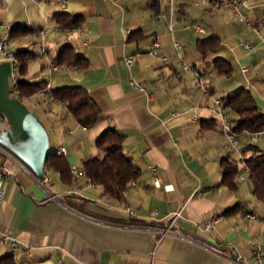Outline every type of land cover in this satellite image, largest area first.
Instances as JSON below:
<instances>
[{
  "label": "crops",
  "instance_id": "obj_1",
  "mask_svg": "<svg viewBox=\"0 0 264 264\" xmlns=\"http://www.w3.org/2000/svg\"><path fill=\"white\" fill-rule=\"evenodd\" d=\"M156 1L152 7L150 0H0V30L8 36L15 24L32 30L10 39L16 50L8 52L35 54L27 67L37 64L36 70L28 76L26 68L23 78L49 82L52 90L82 86L100 109L86 128L43 92L28 98L48 130L50 151L65 147L70 166L83 171L85 161L103 157L98 141L113 129L139 169L135 184L115 199L86 175L65 182L52 167L45 166L41 182L18 159L0 153V164L13 170L0 202V231L31 247L25 254L0 243V258L12 254L16 264H253L255 244L264 247V199L254 193L244 162L246 146L264 152V136L251 140L239 131L231 146L215 104L247 88L264 113V0H232L251 26L231 9L197 0ZM61 13L77 18L80 29L64 27L56 18ZM42 28L46 56L38 53ZM210 37L219 39V49L203 56L198 41ZM65 47L64 57L79 55L86 64L62 62L69 66L50 71L49 61L58 63ZM216 56L231 63L229 75L215 69ZM132 80L145 83L144 90ZM225 108L235 128L238 116ZM225 158L238 165L234 189L223 181ZM176 211V226L162 234ZM155 236L161 241L154 250Z\"/></svg>",
  "mask_w": 264,
  "mask_h": 264
},
{
  "label": "trees",
  "instance_id": "obj_2",
  "mask_svg": "<svg viewBox=\"0 0 264 264\" xmlns=\"http://www.w3.org/2000/svg\"><path fill=\"white\" fill-rule=\"evenodd\" d=\"M156 0H150L152 7L156 6ZM56 18L64 27H74L78 25V19L72 18L68 14H57ZM32 30L25 25L15 24L12 26L8 39L15 38L22 33ZM220 41L217 37H210L198 41V49L206 56L210 53H217ZM65 47L58 57V63L67 62L70 64H86V59L79 55L72 54L70 58L64 57L68 52ZM16 61L20 65L21 79L20 101L26 103L28 98L43 92L46 81H27L24 79L28 60L35 56L34 52L28 49L18 50L13 53ZM65 60V61H64ZM212 64L218 73L229 75L232 72V65L221 56H216ZM55 101L65 105L68 111L76 118L83 127L92 126L100 115V109L91 97L90 93L82 86H63L50 90ZM225 106L231 108L238 116V124L234 128L236 132H256L264 130V113L259 109L255 97L251 90L241 88L229 95L223 102ZM1 116V115H0ZM98 146L102 147L104 155L101 158H93L84 162L83 172L96 185L102 187L105 196L121 199L127 190L131 180L139 175V169L134 165L123 148V135L109 129L98 141ZM244 162L249 169L250 179L253 183L254 193L264 199V152L255 145H248L244 148ZM45 166L57 170L61 179L65 182L71 181V166L64 156H58L54 152L50 153L46 159ZM224 169L223 181L231 189L235 188V177L239 171L238 165L229 159H223ZM130 224H139L128 221ZM0 264H16L12 254L0 258Z\"/></svg>",
  "mask_w": 264,
  "mask_h": 264
},
{
  "label": "built area",
  "instance_id": "obj_3",
  "mask_svg": "<svg viewBox=\"0 0 264 264\" xmlns=\"http://www.w3.org/2000/svg\"><path fill=\"white\" fill-rule=\"evenodd\" d=\"M197 4L203 5V6H210L213 8L231 9L235 13V15L238 19L244 21L248 26H251L250 21H248L245 18V16L243 15V13L240 10L239 4L235 1H232V0H197ZM74 27L80 29V26H78V25L74 26ZM56 29L60 30V31L68 30L67 28H61V27H57ZM38 33H39L40 38H41V45L39 46L38 53L42 56H46L47 55V48H46L45 42H46V37H47V29L42 28L38 31ZM6 46H7V41L2 39L0 41V60H2V61L8 60L11 62V74L9 76V80H10L9 95L12 98L20 100V85H19V82L21 79L20 65L16 61L13 53H10L6 50ZM244 46L249 47V45L247 43H244ZM159 48H160L159 42L158 41L154 42L151 53H153V54L157 53ZM176 48L178 49L179 47L176 45ZM164 59L167 60L166 58H164ZM134 61H135V57L130 56V57L126 58L125 63L130 68L132 66V64L134 63ZM68 66H69V64H67V63H55V62L49 61L50 71H55L58 68H66ZM183 69L188 70L189 66L184 64ZM242 70L247 71L248 69L246 67H243ZM46 83L47 84H46L45 89L43 90V93L47 95V97L50 101H55L54 97L50 93V90H51L50 84H49V82H46ZM130 85L136 89H139V90H144V88L146 86L145 83H140V82H136L133 80L130 81ZM201 86H203L202 83H201ZM215 104L217 106L216 114L219 116L220 121H221L222 134L228 140V143L231 146H237V144H238L237 132L234 130L233 126L230 124V122L228 120L226 108H225L223 102L220 99H216ZM247 133H248V136L251 140H255L259 136H264V130L256 131V132H247ZM0 153L11 157V155L1 147H0ZM54 153L58 156H64V157H66L68 155L67 149L63 146L57 147L54 150ZM152 170L154 173L153 183L156 187H160L162 185V180H161L160 176L157 174L156 168L153 167ZM71 174L73 177H76V178L85 175V173L83 171H80L76 167H71ZM12 176H13V170H12L11 166L8 164H5V163L0 164V202L3 201L5 198L6 183L8 182V180ZM91 183H93V182L91 181ZM130 183L135 184V180H131ZM165 188H167V187L165 186ZM126 211L129 214H133V212H134L131 207H127ZM180 215H181L180 211H176V212L171 213V215L169 216L168 227L165 230H163L161 233L162 234L167 233L171 228L175 227L176 226L175 220ZM215 221H216V218H212L210 221H207L205 223V225L210 228V227H212V224ZM263 222H264V220H263ZM160 241H161V236H159V237L155 236L154 237V239H153L154 250L157 248ZM0 243L1 244H10L11 249L13 251H15L17 249H21L25 254H29L31 251V247L29 245L23 244L19 240H17L16 238H14V237L6 234V233H3L1 231H0ZM253 255H254V259H255L253 264H261L263 257H264V247L262 246L261 243L255 244V247L253 249ZM238 264H241V263L238 262Z\"/></svg>",
  "mask_w": 264,
  "mask_h": 264
},
{
  "label": "water",
  "instance_id": "obj_4",
  "mask_svg": "<svg viewBox=\"0 0 264 264\" xmlns=\"http://www.w3.org/2000/svg\"><path fill=\"white\" fill-rule=\"evenodd\" d=\"M10 74L11 62L0 60V147L43 182L45 162L52 153L49 133L26 103L9 95Z\"/></svg>",
  "mask_w": 264,
  "mask_h": 264
},
{
  "label": "rangeland",
  "instance_id": "obj_5",
  "mask_svg": "<svg viewBox=\"0 0 264 264\" xmlns=\"http://www.w3.org/2000/svg\"><path fill=\"white\" fill-rule=\"evenodd\" d=\"M199 5V4H198ZM202 6V5H201ZM0 37L3 39V40H7L8 38V35H7V30H0ZM14 41L13 40H8L7 41V46H6V50L7 51H15L16 50V47H14ZM37 67V64H31L27 67V71H28V76L29 75H32L33 72L36 70L35 68ZM26 102V101H25Z\"/></svg>",
  "mask_w": 264,
  "mask_h": 264
}]
</instances>
